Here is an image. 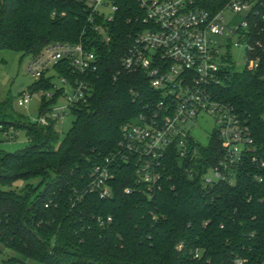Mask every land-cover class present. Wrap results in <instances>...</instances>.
I'll use <instances>...</instances> for the list:
<instances>
[{"label": "trees", "instance_id": "16d2710c", "mask_svg": "<svg viewBox=\"0 0 264 264\" xmlns=\"http://www.w3.org/2000/svg\"><path fill=\"white\" fill-rule=\"evenodd\" d=\"M116 3L119 11L105 39L94 29L86 0H0V51L35 56L52 43L81 42L98 63L89 74H77L91 82L93 94L72 107L75 119L63 137L57 120L22 121L7 115L8 99L0 103V133L25 129L30 140L16 152L0 151V244L22 256L4 264H264V61L217 89L247 119L257 146L246 154L234 183L205 182L223 155L214 132L206 147L191 141L186 157L178 144L172 146L162 162L160 189L148 193L137 186L132 161L116 168L112 198L89 191L93 168L118 151L122 127L155 94L144 72L122 65L142 12L136 0ZM56 69L75 76L66 62ZM53 89V77L29 87ZM61 93L43 98L41 115ZM33 179L40 182L12 188Z\"/></svg>", "mask_w": 264, "mask_h": 264}, {"label": "built area", "instance_id": "2783aa9c", "mask_svg": "<svg viewBox=\"0 0 264 264\" xmlns=\"http://www.w3.org/2000/svg\"><path fill=\"white\" fill-rule=\"evenodd\" d=\"M136 2L142 14L135 20L142 24L133 29L122 65L130 72H144L155 94L146 102L145 110L122 127L124 137L118 151L93 168L89 191L104 199L112 198L116 168L132 161L136 166L137 186L146 188L148 193L160 189L163 159L175 144L179 145L182 157L188 155L191 141H197L189 127L202 114L215 119L214 132L223 148L222 157L210 168L205 182L234 183L246 154L256 152L257 146L247 119L237 113L234 104L221 98L217 89L234 73L254 71L264 61V0ZM86 4L94 29L109 39L110 24L119 11L116 0H86ZM226 11L244 15L241 24L232 27L226 20ZM253 27L258 28L256 38ZM235 46L245 48L246 62L241 70L235 69L231 53ZM64 62L72 68L74 77L56 69V65ZM97 64L95 52L81 42L45 46L38 55L31 56L28 72L37 80L53 77L54 89H28L18 104L25 106L35 93L50 101L57 90H62L60 97L66 99L70 109L86 103L93 94V86L77 74H89L97 69ZM55 103L49 112L33 122L45 125L50 119L63 120L59 110L64 107ZM253 161H259V157L253 156ZM261 165L264 166V159ZM125 191L130 193L131 188ZM182 246L179 244L177 248Z\"/></svg>", "mask_w": 264, "mask_h": 264}, {"label": "rangeland", "instance_id": "374dc122", "mask_svg": "<svg viewBox=\"0 0 264 264\" xmlns=\"http://www.w3.org/2000/svg\"><path fill=\"white\" fill-rule=\"evenodd\" d=\"M226 18L232 27H237L243 21L244 15L236 14L232 11H226ZM231 53L233 61L236 63L235 69H243L246 62L245 48L243 46L232 47ZM30 60V55H23L21 52H16L10 49H3L0 51V103L8 99L10 105L6 110L7 115H14L15 117L21 116L20 118L22 121L38 120L41 116V106L43 102V97L39 93H35L30 102L25 106H20L18 104V99L22 96V93L28 90L30 85L37 81V78L28 72V64ZM56 83L60 84V81L56 79ZM55 104L56 106L64 107L59 110L60 115L64 118L63 120H57L55 126L63 137L71 128L75 115L67 106L64 97L58 98ZM216 127L217 123L212 116L202 114L195 124L190 125L189 129L192 136L202 146L206 147L208 146L211 134ZM7 133L9 134L6 136H4L3 133H0V151L16 152L30 145V140L25 129H19L17 132L14 129H11ZM12 133H15L13 138H11ZM30 182L37 185L40 182V179H33L30 181L20 180L17 181L12 188L22 189ZM0 248L3 249V253L0 255V264H4V261L10 257H19L22 259V256L5 248L1 244ZM13 264L20 263L17 262Z\"/></svg>", "mask_w": 264, "mask_h": 264}]
</instances>
